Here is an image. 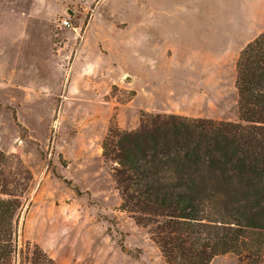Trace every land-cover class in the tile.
<instances>
[{
	"label": "rangeland",
	"instance_id": "1",
	"mask_svg": "<svg viewBox=\"0 0 264 264\" xmlns=\"http://www.w3.org/2000/svg\"><path fill=\"white\" fill-rule=\"evenodd\" d=\"M189 1L0 0V151L32 174L19 247L37 244L57 264H167L148 230L120 209L115 164L102 155L108 128L134 131L140 112L237 122L235 63L264 30V20L243 25L214 48L165 35L180 30L169 21ZM195 1L223 22L264 17V0ZM62 19L70 26L59 27ZM0 168L18 171L15 160ZM209 264L244 263L226 254Z\"/></svg>",
	"mask_w": 264,
	"mask_h": 264
},
{
	"label": "trees",
	"instance_id": "2",
	"mask_svg": "<svg viewBox=\"0 0 264 264\" xmlns=\"http://www.w3.org/2000/svg\"><path fill=\"white\" fill-rule=\"evenodd\" d=\"M237 122L140 112L134 131L109 127L102 155L120 209L167 264H209L235 254L264 264V30L235 63ZM0 264H57L37 244L18 246L17 217L32 180L0 151Z\"/></svg>",
	"mask_w": 264,
	"mask_h": 264
},
{
	"label": "crops",
	"instance_id": "3",
	"mask_svg": "<svg viewBox=\"0 0 264 264\" xmlns=\"http://www.w3.org/2000/svg\"><path fill=\"white\" fill-rule=\"evenodd\" d=\"M205 3H200L195 0H190L185 6L183 7V13L181 15H176L175 18H170V24L174 25L180 24V30L174 31L171 28H167L165 31V35L169 36H195L198 38H202V43L209 44L210 46L218 47L219 38L222 36H229L231 35V31L241 30L244 31V26L252 27V29L259 28L261 22H263L264 17L262 19H256L247 23L249 19L241 18V25L238 20L228 19L223 22V19L220 18V15L216 14L215 7L209 5V7L205 6ZM68 11V10H67ZM263 16V15H262ZM175 20V21H173ZM223 23H225V27L227 29V33L223 32ZM238 23V24H237ZM175 24V25H176ZM244 25V26H243ZM226 32V30H224ZM262 31V30H261ZM243 32H237V34H242ZM158 35V33H156ZM258 35V34H257ZM256 35V36H257ZM86 38V35L83 39ZM84 40H82L83 42ZM81 50H78L76 53V58L74 59L73 63L71 64L70 69V81H73L72 75H75L73 71L77 70V62L80 59ZM123 75H126L124 73ZM51 79H54V84H61L62 80L61 77H58L56 73L50 74ZM21 89H24L23 84L18 86Z\"/></svg>",
	"mask_w": 264,
	"mask_h": 264
},
{
	"label": "built area",
	"instance_id": "4",
	"mask_svg": "<svg viewBox=\"0 0 264 264\" xmlns=\"http://www.w3.org/2000/svg\"><path fill=\"white\" fill-rule=\"evenodd\" d=\"M58 26L59 27H69L70 25H69L68 20L62 19V20L59 21Z\"/></svg>",
	"mask_w": 264,
	"mask_h": 264
},
{
	"label": "water",
	"instance_id": "5",
	"mask_svg": "<svg viewBox=\"0 0 264 264\" xmlns=\"http://www.w3.org/2000/svg\"><path fill=\"white\" fill-rule=\"evenodd\" d=\"M68 184H70V182H68Z\"/></svg>",
	"mask_w": 264,
	"mask_h": 264
}]
</instances>
